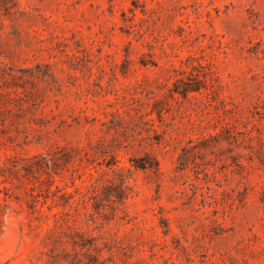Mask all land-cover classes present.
Instances as JSON below:
<instances>
[{"label":"rangeland","instance_id":"1","mask_svg":"<svg viewBox=\"0 0 264 264\" xmlns=\"http://www.w3.org/2000/svg\"><path fill=\"white\" fill-rule=\"evenodd\" d=\"M0 264H264V0H0Z\"/></svg>","mask_w":264,"mask_h":264},{"label":"trees","instance_id":"2","mask_svg":"<svg viewBox=\"0 0 264 264\" xmlns=\"http://www.w3.org/2000/svg\"><path fill=\"white\" fill-rule=\"evenodd\" d=\"M197 89H199L198 87H196V86H188L187 88H186V91H192V90H197ZM156 159L155 160H153V162H146L145 164H143V167H153V165H154V163H156Z\"/></svg>","mask_w":264,"mask_h":264}]
</instances>
